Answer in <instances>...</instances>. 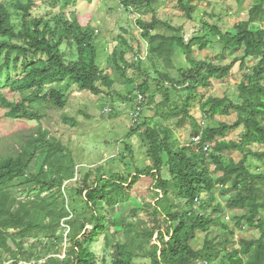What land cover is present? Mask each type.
<instances>
[{
    "label": "trees",
    "instance_id": "trees-1",
    "mask_svg": "<svg viewBox=\"0 0 264 264\" xmlns=\"http://www.w3.org/2000/svg\"><path fill=\"white\" fill-rule=\"evenodd\" d=\"M78 1L94 0H15L17 27L0 0V108L6 117L40 122L45 104L63 109L66 96L52 83L69 81L97 96L113 85L98 64L95 28L83 25L75 10L65 19L64 10ZM153 1L119 0L127 11ZM194 1L176 0L188 19ZM48 3L59 4L62 16L33 14ZM136 23L148 40L152 65L155 59L171 63L180 54L184 60L178 77L154 65L155 89L148 78L137 87L143 99L134 96L140 109L134 107L127 137L138 135L148 163L127 175L104 164L78 166L69 147L40 124L15 136V152L0 156V264H264V172L249 167L252 159L264 161V0L229 28L208 24L223 51H243L237 101L201 94L213 79L227 78L233 66L195 57V47L211 46L207 36L186 41L183 27L155 16ZM158 26L171 33L153 34ZM65 42L75 59L66 58ZM246 58L256 63L248 67ZM113 61L117 71L125 70ZM195 101L200 117L190 111ZM232 112L233 123L216 121ZM179 114V125L191 120L194 126L187 143L167 123ZM237 129V139L226 138ZM1 147L0 138V155ZM126 149L132 151L128 144ZM229 152L240 157L225 159ZM139 183L147 184L146 193L137 189ZM244 227L257 235L235 245L236 229ZM99 244L101 252L94 247Z\"/></svg>",
    "mask_w": 264,
    "mask_h": 264
},
{
    "label": "rangeland",
    "instance_id": "rangeland-1",
    "mask_svg": "<svg viewBox=\"0 0 264 264\" xmlns=\"http://www.w3.org/2000/svg\"><path fill=\"white\" fill-rule=\"evenodd\" d=\"M10 9L12 18L17 27L20 26L21 14L14 7L15 0H1ZM256 0H195L196 10L192 19L184 16L178 7L176 0H155L150 7L130 8L123 6L119 0H94L93 2L78 1L76 6L65 9V19L71 18L72 10L77 11L80 22L83 25L91 24L97 35L98 64L113 79L111 88H102L103 94L93 95L89 92L79 90L77 86L69 81L52 83L48 86L60 90L66 96V105L63 109L45 104L42 109L44 118L40 121H29L21 119H10L5 116V110L0 108V138L2 142L1 155L6 156L15 152L18 144L15 136L30 133L39 124L48 129L55 137L66 144L72 152L76 165L92 167L104 164L106 168L127 175L134 172L136 166L141 167L148 163L146 149L142 146L138 135H129L133 124L135 112L134 96L139 94L137 87L144 79L150 80L152 89H155L154 79L158 78L155 67L167 71L172 77H178L177 68L184 64L182 55H176L171 63L164 60H152L147 54L148 40L143 38L141 30L136 23L137 18L151 21L153 16L173 26H181L186 32V41L193 36H207L212 44L203 50L193 49V54L198 59L210 60L215 63L233 64L229 76L223 80H212V86L202 89L201 94L205 96L228 95L231 99L238 100L237 84L242 79L244 70L240 68L243 58L242 49H231L223 51L216 43L217 37L210 31L208 24H217L229 28L235 22L246 18V11ZM62 16L60 6L52 7V4H41L33 14L44 15L46 12ZM264 27V24H263ZM171 33L163 26H158L154 33ZM61 49L67 59H75L74 48L68 43H63ZM224 55V59L220 56ZM123 56L124 61L121 59ZM116 58L118 65L124 66V71L116 70ZM256 61L245 59L246 66L250 67ZM5 71V69H2ZM4 77V75H2ZM139 98V97H138ZM160 99V96L158 97ZM34 107H40L35 104ZM169 106L166 107V109ZM191 113L200 117L199 103L195 101L190 107ZM149 115L155 111L147 112ZM64 117L75 121V126L64 123ZM182 114L168 120L173 127L178 139L187 143L194 128L191 120H186L182 125L178 122ZM158 120L157 118H155ZM237 119L236 113L232 112L226 116H216V121L233 123ZM216 121L204 120L205 125H215ZM239 130L231 131L227 139H237ZM126 144L132 147V151L126 149ZM257 147V146H256ZM259 147V146H258ZM225 159L232 157L238 159L240 155L236 152L225 153ZM213 166V165H212ZM252 170L264 172V161L252 159L249 164ZM217 176L216 174H214ZM137 189L143 193L147 191L146 183H139ZM20 191V188H18ZM217 198L224 203L223 198L216 194ZM147 200H152L151 196ZM132 205L127 206V212ZM230 213L226 217H230ZM229 219V221H231ZM228 220V219H227ZM257 233L253 230L237 228L235 234V245L241 237L252 238ZM99 252L102 246H94ZM9 264V263H6Z\"/></svg>",
    "mask_w": 264,
    "mask_h": 264
},
{
    "label": "built area",
    "instance_id": "built-area-1",
    "mask_svg": "<svg viewBox=\"0 0 264 264\" xmlns=\"http://www.w3.org/2000/svg\"><path fill=\"white\" fill-rule=\"evenodd\" d=\"M138 100L140 101V100H142L143 99V96H142V94H138ZM139 105V104H138ZM136 110H139L140 109V106H136V108H135ZM133 116H134V118L137 116V113L135 112L134 114H133ZM134 120H136V119H133V121Z\"/></svg>",
    "mask_w": 264,
    "mask_h": 264
}]
</instances>
